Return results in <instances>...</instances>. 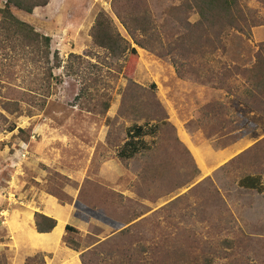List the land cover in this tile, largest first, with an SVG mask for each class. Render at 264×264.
<instances>
[{"label":"rangeland","instance_id":"1","mask_svg":"<svg viewBox=\"0 0 264 264\" xmlns=\"http://www.w3.org/2000/svg\"><path fill=\"white\" fill-rule=\"evenodd\" d=\"M186 2L51 0L32 14L12 10L52 39L60 61L39 63L0 30V264H264V189L239 186L260 176L264 188V91L257 101L249 79L264 53V0H240L257 24L249 33L214 47L212 36L192 53L187 23L199 18ZM100 14L126 53L95 44ZM140 16L156 41L132 35ZM134 125L157 130L144 138L148 150L122 160ZM225 149L230 158L204 174L203 159ZM51 198L77 232L65 231L64 252L29 257L4 220L27 206L44 215Z\"/></svg>","mask_w":264,"mask_h":264},{"label":"trees","instance_id":"2","mask_svg":"<svg viewBox=\"0 0 264 264\" xmlns=\"http://www.w3.org/2000/svg\"><path fill=\"white\" fill-rule=\"evenodd\" d=\"M51 0H7L3 9H0L2 22L0 30L6 37L8 43L16 48L29 49L38 54V62L49 65L51 58L54 57L60 61L59 55L52 52V39L49 36L39 33L32 25L20 20L12 11L19 10L26 14H32L36 8L46 7ZM182 8L194 12L199 20L194 24L187 23L189 32V41L186 42L185 51L192 53L196 45L203 47L202 41L206 44L211 42L213 36V47L216 43H222L224 35L230 32L249 33L257 24L252 19L251 14L247 13L240 0H187ZM134 26L130 29L132 35L139 33L144 41L151 43L156 41L154 34L150 29L151 23L145 21L143 17H135L132 20ZM127 26V25H126ZM129 27V26H127ZM136 39V37L134 36ZM93 39L97 46L108 50L114 55L126 53L123 39L113 29L112 23L104 14H100L93 29ZM142 41V40H141ZM12 43V44H11ZM15 43V44H14ZM142 47L146 46L141 42ZM153 49V46H147ZM217 47H215L216 49ZM154 50V49H153ZM32 53V52H31ZM134 59L137 61L138 53L136 49H131ZM256 64L250 71L249 79L252 82L256 98L259 101L261 91H264V53H258ZM59 66L60 63H59ZM155 88V86H153ZM257 103V102H255ZM156 127H147L134 125L127 134V142L122 146L118 157L122 160H130L139 153L149 149L144 138L150 134L156 133ZM239 186L247 190H255L258 193L263 192V186L260 176H246L239 181ZM35 223L37 231L41 234L51 233L57 227V221L43 214H35ZM66 232H77L76 229L67 225Z\"/></svg>","mask_w":264,"mask_h":264},{"label":"crops","instance_id":"3","mask_svg":"<svg viewBox=\"0 0 264 264\" xmlns=\"http://www.w3.org/2000/svg\"><path fill=\"white\" fill-rule=\"evenodd\" d=\"M230 151L229 149H225L218 153H212L209 160L205 161V159H203L201 162L202 172L208 174L209 171L213 169V165L216 162L230 158L232 155ZM45 202L47 205L49 204L52 206L53 210L49 212L45 211L44 215L56 219L58 223L57 227L51 233L41 234L37 231L35 223V214L37 210L33 209L32 206H27L28 209H25V211L18 212V215L11 216L4 220V227L11 236L14 246L18 247V249H23L24 253L29 257L40 252L47 253L51 256L53 253L65 251L61 248V240L66 231L70 212L67 208L60 206L53 198L47 199ZM33 204L34 203H32V205ZM29 207H31L33 211L29 210ZM60 221L63 222V225H60ZM71 257L73 258V256ZM73 261V264H79L77 260L74 259Z\"/></svg>","mask_w":264,"mask_h":264}]
</instances>
